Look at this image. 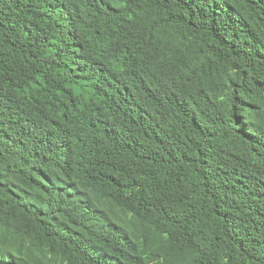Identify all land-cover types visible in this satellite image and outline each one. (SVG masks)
I'll return each instance as SVG.
<instances>
[{
	"label": "trees",
	"instance_id": "16d2710c",
	"mask_svg": "<svg viewBox=\"0 0 264 264\" xmlns=\"http://www.w3.org/2000/svg\"><path fill=\"white\" fill-rule=\"evenodd\" d=\"M0 264H264V0H0Z\"/></svg>",
	"mask_w": 264,
	"mask_h": 264
}]
</instances>
